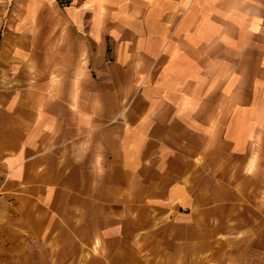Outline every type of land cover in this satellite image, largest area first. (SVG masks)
<instances>
[{
  "label": "crops",
  "instance_id": "obj_1",
  "mask_svg": "<svg viewBox=\"0 0 264 264\" xmlns=\"http://www.w3.org/2000/svg\"><path fill=\"white\" fill-rule=\"evenodd\" d=\"M260 170L264 0H0V264H264Z\"/></svg>",
  "mask_w": 264,
  "mask_h": 264
},
{
  "label": "rangeland",
  "instance_id": "obj_2",
  "mask_svg": "<svg viewBox=\"0 0 264 264\" xmlns=\"http://www.w3.org/2000/svg\"><path fill=\"white\" fill-rule=\"evenodd\" d=\"M258 172L262 173L263 171L261 172V170H260ZM262 174H264V172ZM257 181L260 182L262 192L259 195H253L254 196L253 203L260 204L261 205V206L259 205L260 209L253 211L254 214L249 219L242 218V220H240L239 223L237 221L235 224V227H234V233L233 234L235 236L236 235H240V236L242 235V236H246V237H247V235H249L248 237L250 239H252L254 236L260 235L261 236L260 241L262 242V241H264V193H263L264 192V178L258 179ZM243 203H245V202H243ZM238 224H240V226H238Z\"/></svg>",
  "mask_w": 264,
  "mask_h": 264
}]
</instances>
